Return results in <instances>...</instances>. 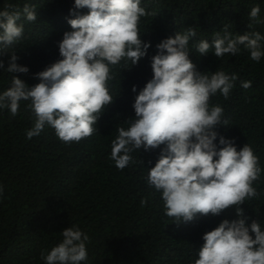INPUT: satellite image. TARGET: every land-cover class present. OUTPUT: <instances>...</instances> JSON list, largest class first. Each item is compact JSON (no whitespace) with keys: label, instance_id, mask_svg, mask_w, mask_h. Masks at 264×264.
<instances>
[{"label":"clouds","instance_id":"clouds-1","mask_svg":"<svg viewBox=\"0 0 264 264\" xmlns=\"http://www.w3.org/2000/svg\"><path fill=\"white\" fill-rule=\"evenodd\" d=\"M145 3L74 0L71 18L66 19L71 31L58 42L60 59L36 74L39 83L32 86L12 74L29 72L17 63L15 49L24 38L22 17L36 22V9L27 2L22 8L6 3L0 8V73L10 74L11 81L0 91V112L7 110L16 117L23 103L32 120L25 129L28 140L46 130L66 145L90 140L116 99L111 82L121 68L127 73L137 66L152 47L141 39L140 24L142 18L157 13L149 12ZM260 12L258 5L251 8L253 24H264ZM196 38V28H187L156 44V54L150 58L152 78L138 92L132 87L135 115L116 127L108 158L117 170H124L137 163L135 154L141 150L161 149L155 165L145 168V180L159 194L164 215L176 224L190 223L197 215L220 216L234 208L236 219H224L203 234L193 264H264V223H249L241 207L262 195L258 182L264 167L251 144L237 150L234 139L217 131L227 129L230 120L221 104L211 102L217 95L229 99L238 75L201 72L190 59L210 52L217 59L235 57L245 50L259 63L264 58V34L236 35L225 26L213 32L211 43ZM240 86L247 90L252 82L241 81ZM60 237L41 251L42 264H89L87 232L72 224Z\"/></svg>","mask_w":264,"mask_h":264},{"label":"trees","instance_id":"trees-1","mask_svg":"<svg viewBox=\"0 0 264 264\" xmlns=\"http://www.w3.org/2000/svg\"><path fill=\"white\" fill-rule=\"evenodd\" d=\"M26 2L36 9L37 21L22 17L24 38L15 50L17 63L29 72L12 75L32 86L39 83L36 74L60 59L58 42L71 31L66 19L71 18L74 0H0V8L6 3L22 8ZM257 5L264 18V0H146L148 11L157 15L141 19V39L152 47L127 73L119 70L111 82L116 99L88 141L66 145L51 130L28 140L25 129L32 120L25 105L16 117L7 110L0 112V264H42L41 251L56 244L72 224L90 237L89 264H193L203 234L224 219H236L234 208L220 216L197 215L190 223H174L164 215L159 194L145 180V168L155 165L161 149L141 150L135 154L136 164L117 170L108 158L110 141L116 127L135 115L136 94L131 89L136 86L138 92L152 78L150 58L156 54V44L187 28H196V39L210 43L213 32L225 26L236 35L264 34V24L249 20L251 8ZM3 59L7 67L9 57ZM190 59L201 72L224 70L238 75L229 99L217 95L211 100L224 107L230 120L227 129L217 131L234 139L237 150L251 144L264 167V58L256 63L242 50L235 57L217 59L210 52ZM249 80L251 88L243 89L241 81ZM10 81V74L0 73V91ZM258 191L259 199L241 206L249 223H264V175Z\"/></svg>","mask_w":264,"mask_h":264}]
</instances>
